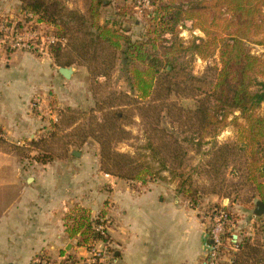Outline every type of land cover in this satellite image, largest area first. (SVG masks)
Returning <instances> with one entry per match:
<instances>
[{
  "label": "trees",
  "instance_id": "1",
  "mask_svg": "<svg viewBox=\"0 0 264 264\" xmlns=\"http://www.w3.org/2000/svg\"><path fill=\"white\" fill-rule=\"evenodd\" d=\"M17 1L23 21L34 19L35 24L56 28L53 32L56 37L65 40L48 49V56L57 67H68L74 63L87 65L95 77H107L111 73L110 66L118 60L124 67L130 89L138 95L137 99L117 101L103 110H91V125L77 128L75 135L59 136L62 132L60 127L71 128L76 118L69 107L58 111L59 120L52 125V129H43L35 139L21 147L13 145L16 151L25 147L40 151L45 157L40 159V163L47 164L59 156L56 155L57 150L64 155L70 147H81L87 140L93 139L99 145V170L102 173L144 187L155 181L159 172L168 168L167 154L173 156L176 153L175 148L166 149L168 146L161 139L163 131L160 129L161 114H166L174 105L170 101L171 96L195 99L196 105L190 112L194 134L199 141L207 136L215 137L227 125L233 112H238L243 120V124L238 122V117L232 120V125L238 129L243 156L237 157L233 144L220 146L207 165V174L217 179L221 169L234 164V170L242 171L239 176L241 183L250 193L245 203L255 199L264 205V109L262 115L256 114L264 106V58L252 55L245 46L251 37L264 33V0H148L152 11L146 12L144 17H149L155 28L136 41L125 31L99 23L102 0H88V19L67 10L58 0ZM183 21L190 22L195 30L204 35V39L193 40L185 46L177 39L176 33ZM79 33L87 40L78 43L74 36ZM165 35L170 39H164ZM157 42H166L169 46L161 48ZM72 52H75L74 56ZM117 53L120 57L115 59ZM184 53H191L202 60L217 55L220 67L208 68L201 77L193 76L189 68L177 61V56ZM99 61L100 68H90L89 62L99 64ZM166 67H169L168 71ZM252 85L257 87L255 92L250 91ZM133 107L145 118H149V112L154 111L150 129L155 137L148 139L147 146L142 147L148 150L144 155L137 151L133 155L122 154L115 149L117 143L127 137V133L118 127V113L127 114ZM96 113L100 116L97 117ZM71 137L76 140L72 141ZM59 141L61 146L56 150L54 145ZM0 143L4 144L1 140ZM238 161H241L240 164ZM212 184L215 188L218 186L216 182ZM235 186L223 184L212 192L218 194L222 191L230 198L227 191H236ZM227 208L223 207L225 211ZM259 220L264 232V215ZM73 222L75 230L83 228L86 233L92 226L84 214ZM231 227V223L225 225L224 240L227 237L231 239ZM238 239L230 264H262L264 241Z\"/></svg>",
  "mask_w": 264,
  "mask_h": 264
},
{
  "label": "crops",
  "instance_id": "2",
  "mask_svg": "<svg viewBox=\"0 0 264 264\" xmlns=\"http://www.w3.org/2000/svg\"><path fill=\"white\" fill-rule=\"evenodd\" d=\"M14 7L18 13L17 0H0V16L12 17ZM59 68L49 56L0 48L4 144L21 146L43 131L32 103L38 100L43 107L56 92L64 97L61 89L70 84ZM76 75L73 69L71 77ZM105 177L98 158L90 160L86 152L79 158L25 164L0 146V264H29L40 254H73L78 233L86 236L73 222L81 214L89 221L101 214L109 218L108 264H203L206 224L184 196L158 184L137 192ZM105 185L112 189L108 195Z\"/></svg>",
  "mask_w": 264,
  "mask_h": 264
},
{
  "label": "rangeland",
  "instance_id": "3",
  "mask_svg": "<svg viewBox=\"0 0 264 264\" xmlns=\"http://www.w3.org/2000/svg\"><path fill=\"white\" fill-rule=\"evenodd\" d=\"M58 1H60L62 6L67 10L73 11L88 19V0ZM102 2L103 4L99 7L98 19L101 25L125 31L126 35H129L133 41L139 40L141 37L154 30L155 27L153 22L149 21V17H144V14L152 11V9L144 5L142 0H102ZM13 9L14 11L11 12L12 15L14 17L18 16V8L14 7ZM55 29L56 28H53L52 31H55ZM42 31H38L39 35L42 34ZM176 33L177 39H180L185 46L193 40L199 38L204 39V35L198 30H195L188 21L181 22ZM74 37L78 40V43L87 40V38L83 37L80 33L75 34ZM163 38L170 39L168 35L163 36ZM157 45L162 48L169 46V43L162 42L159 44L157 42ZM245 46L252 55L264 58V33L251 37L245 42ZM72 55L74 56L75 52H72ZM40 56H48V54H42ZM118 56V53L115 54V59ZM74 61H77V59H74ZM177 61L189 68L191 74L196 77H201L208 68L220 67L217 55L202 60L191 53H184L177 56ZM89 64L92 69L93 67H101L100 61L99 64L98 62L96 64L89 62ZM70 66L77 71V75L76 78L74 76L67 80L70 87L64 86V88L61 89L62 93L65 94L64 97L58 95V92H56V94H51V96L46 99V104H43V107H41L40 110H37L33 106L35 101L33 100L32 107L34 113L37 116L41 115L43 120L42 123L45 125L43 126L44 129H52V125L57 124L59 120L57 112L64 111L69 107L73 111L71 113H73L72 115H74L76 121L69 129L63 126L60 127L62 132H59V136L66 134L75 135L77 128H82L84 125L87 126L88 124L91 125V110H103L117 101L137 99L136 97L138 94L130 89L125 78L126 74L123 71L124 67L118 60H115L114 65L110 66L111 73L107 77H95L94 74H91L89 68L87 69V65H77L74 63ZM165 69L168 71L169 67H166ZM258 80L260 81L259 78ZM256 90L257 87L255 85L250 87L251 92H255ZM170 101L173 102L174 105L169 107L170 110L167 111L166 114L162 113L160 116V129L163 131L161 139L165 142V146H168L166 149H176V153L173 154V156L167 154L168 168L159 172L156 176L157 179L144 187H141L136 183L135 185L134 183L131 184L114 178L124 182L126 187L137 192L148 190L149 187L152 186L151 184H158L163 186L165 190L173 191L185 198L187 197L186 195H188V205L190 208L198 210L201 218L205 222L206 219L203 217L204 211H211L215 208L218 209L221 206H227V211L229 212L231 219H229V224L231 223L233 228L229 233L237 237V239H233V243H237L239 240L238 237H240V239L247 238L250 239V241L258 240L262 243V241H264V232L262 231V223L259 219L263 216L255 217L253 214L256 203L255 199L245 203L246 199L250 197V193L246 186L241 183L239 176L242 171L239 172L234 170V164L229 162L230 164L227 168L221 169V173L217 179L211 178L206 172L208 171L207 169H209V162H211L214 153L220 146H231V144H233L236 146L234 148V153H238L237 157L243 156L244 152L239 146L238 129L232 125L234 117H238V122L243 124V120L239 118V113H231L227 120V125L221 129L215 137L207 136L202 141H199L194 134V121L190 112L196 105L195 99H184L178 96H171ZM263 109L264 106L262 105L256 111V114L262 115ZM153 112L154 111L149 112V118L142 116V112H139L135 107L131 108L130 112L127 114L118 113L120 119L119 122H117L118 127L127 133V137H125V140L117 143L115 146L117 152L128 155H133L136 151L140 152L142 155L148 152V150H146L147 152L143 150L142 147L147 146L148 139L151 140L155 137L150 129L152 121H154L152 117ZM96 115L97 117L100 116L99 113H96ZM50 117L52 118L50 119ZM71 140L75 141L76 139L75 137H71ZM28 142L29 141L26 140L25 144H28ZM0 146L3 150L13 153L25 164L32 161L41 164L40 159H45V157H43L44 154L40 151L28 150L26 147L24 150L16 151V149H14L15 146L10 144L0 143ZM54 146V149L57 150V148L61 146V141ZM68 150L69 151L64 155L60 154V152H58L59 150H57L56 155L58 154L59 156L53 158L50 162L57 159H72L73 156L70 154L72 150L79 153L81 151L86 152L90 160H93L95 157L98 158L99 155V145L93 139L87 140V142L81 147L76 145L70 147ZM175 156L177 158H175ZM240 162L238 161V164H240ZM107 175L105 174L106 177L104 179L112 181V178H108V176L111 175ZM215 182L218 184L216 188L212 184ZM223 184L236 185V191L234 189H228L227 191V193H230V198L224 196L223 194L225 193L222 191L217 192L218 194L212 192L213 189H216L217 191L219 186ZM110 185H105L103 187L105 195L111 193L112 189L110 188ZM117 185V182H114V189H117ZM235 251L236 249L229 243V238H225L224 247L222 249L223 257L227 260ZM262 264H264V261Z\"/></svg>",
  "mask_w": 264,
  "mask_h": 264
},
{
  "label": "built area",
  "instance_id": "4",
  "mask_svg": "<svg viewBox=\"0 0 264 264\" xmlns=\"http://www.w3.org/2000/svg\"><path fill=\"white\" fill-rule=\"evenodd\" d=\"M142 1L144 5H149L148 0ZM18 14L15 17L0 16V48L6 51L20 50L34 55H47L48 49L52 45L65 42V40L61 41L56 37L52 27L35 24L34 19L25 22L22 20L20 10ZM28 17L32 18L31 16ZM38 31H42V34L39 35ZM33 106L37 110L41 109L38 100L34 101ZM223 207L203 212V217L206 219L208 240L203 264H230L231 257L226 260L222 254L225 225L229 223L228 213ZM90 222L92 226L85 234V239L81 237V233H78L73 254H63L56 258L40 254L35 256L29 264H108L107 231L110 225L109 218L106 215H97ZM231 229L233 230L232 227ZM229 243L235 248L236 243H233V235H231Z\"/></svg>",
  "mask_w": 264,
  "mask_h": 264
},
{
  "label": "water",
  "instance_id": "5",
  "mask_svg": "<svg viewBox=\"0 0 264 264\" xmlns=\"http://www.w3.org/2000/svg\"><path fill=\"white\" fill-rule=\"evenodd\" d=\"M58 72L65 79H70V77H71V75L73 73V68L71 66L70 67H60L58 69ZM70 154L73 157H79L80 156V153L75 151V150H72ZM253 214H254L255 217H261V216L264 215V205L262 204V202L257 201L255 203ZM233 239H237V237L233 236ZM210 243L212 244V241Z\"/></svg>",
  "mask_w": 264,
  "mask_h": 264
}]
</instances>
